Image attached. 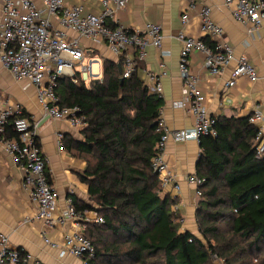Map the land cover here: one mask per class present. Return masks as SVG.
I'll return each instance as SVG.
<instances>
[{"label":"trees","instance_id":"trees-1","mask_svg":"<svg viewBox=\"0 0 264 264\" xmlns=\"http://www.w3.org/2000/svg\"><path fill=\"white\" fill-rule=\"evenodd\" d=\"M122 64V56L105 58L102 80L90 84L57 80L60 105H79L87 119L81 137L65 135L61 145L86 162L80 178L93 204L74 198L77 210L93 209L104 220L85 230L96 249L88 264H210L212 255L235 264L256 254L263 255L264 264V154L257 155L258 126L248 117L220 116L217 136L200 140L196 172L205 182L195 218L203 241L181 229V216L173 210L177 198L163 194L151 164L164 98L148 88L141 65L123 78ZM21 116L29 119L23 109ZM2 136L15 132L8 126Z\"/></svg>","mask_w":264,"mask_h":264},{"label":"built area","instance_id":"built-area-1","mask_svg":"<svg viewBox=\"0 0 264 264\" xmlns=\"http://www.w3.org/2000/svg\"><path fill=\"white\" fill-rule=\"evenodd\" d=\"M129 0H102L98 13L83 15L81 5H70L66 0H43L38 6L35 0H2L0 17V63L18 80L25 79L37 90V99L45 115L55 120H65L76 131L87 125V119L79 105H60L57 95V80L68 77L74 83L82 79L87 84L102 77V62L86 55L80 47L81 39H88L96 45L107 46L116 56L123 57L122 77H130L141 61L148 55L150 46L162 50L164 33L158 23H147L143 29H127L117 24L118 12L124 9ZM231 7L234 20L242 23L249 35L258 33L264 26V0H225ZM198 9V10H197ZM197 10L201 20L203 37H196L180 31L178 38L182 43L179 72L184 82L182 101L177 103L194 118L190 128L168 127L160 117L157 131L160 138L156 154L151 159L153 169L159 174L162 189L172 185L180 190L176 172L165 159L169 142L195 140L200 144L203 136H217L216 117L212 116L205 103L206 97L200 88V78L193 72L188 58L195 50L204 54V66L213 75L221 74L232 66L228 87L235 86L237 79L246 77L251 82L260 79V74L246 56H236L235 49L225 38L224 29L212 17V7L198 8L191 4L182 15L183 23L189 19V12ZM56 18L62 29L55 28L52 19ZM68 30L76 33L69 36ZM211 40V44L204 41ZM169 55L162 50V56ZM95 64L98 71H95ZM168 75L165 69L147 73L146 85L160 95L163 94L162 79ZM20 104L9 105L0 87V145L23 171V186L29 192L31 201L37 205V217L42 220V237L49 246L60 249V256L67 254L82 259V264L96 255V249L82 230L87 221L84 213L78 211L73 196H67L66 208L59 210L58 191L50 179L47 158L42 151L37 135V124L21 116ZM248 121L258 126L257 155L264 154V113L256 110ZM10 126L15 136H2ZM195 186L196 195L202 196L200 189L205 178L197 172L187 177ZM177 204L173 210L177 211ZM182 221V219H180ZM96 223L104 222L96 216ZM73 223L76 230L67 232L62 242L50 238L51 230L59 225ZM43 264L24 251L21 255L9 243V237L0 235V264Z\"/></svg>","mask_w":264,"mask_h":264},{"label":"crops","instance_id":"crops-1","mask_svg":"<svg viewBox=\"0 0 264 264\" xmlns=\"http://www.w3.org/2000/svg\"><path fill=\"white\" fill-rule=\"evenodd\" d=\"M35 1L38 6L43 5V0ZM1 3L2 0L0 8ZM66 3L81 5L83 15L98 13L103 7L102 0H66ZM191 4L198 8L205 5L212 7V17L224 29L225 38L234 47L236 56H246L260 74L256 82L240 77L235 86L228 87L233 65L225 68L221 74L213 75L204 66V54L197 50L192 52L188 58L189 67L200 78V88L205 94L210 114L214 117L245 118L256 110L264 113V26L258 33L249 35L247 28L233 19L231 7L225 4V0H129L127 6L118 12L117 24L132 30L143 29L147 23H158L163 29L162 50L168 51L169 55L162 56L161 49L150 46L146 59L139 63V73L146 82L149 72L162 69L168 72L162 79L165 103L161 108V117L165 124L175 129L190 128L194 124L193 116L177 105L184 97V82L179 72L182 43L178 35L184 31L188 35L204 36L197 15L198 9L189 12L186 23L182 21V15ZM52 22L55 28L62 29L56 18ZM67 32L69 36H76L70 30ZM80 47L86 55L101 62L105 58L117 60L107 46L96 45L88 39L82 38ZM0 87L5 102L9 105L20 104L30 121L37 124L38 142L47 158L50 179L58 191L59 210L66 208L67 196H73L86 205L93 204L88 186L80 178L86 162L72 156L61 145L63 136L80 138L81 133L74 130L67 121L45 115L37 99L36 87L28 80L16 79L1 63ZM200 151V145L195 140L179 143L171 141L165 150V159L176 172L181 188L176 190L169 185L163 189V194L177 198V212L182 219L180 227L194 233L195 211L200 197L196 195L195 186L187 177L196 172ZM84 212L87 221L82 223V230L85 232L90 224L95 223L97 213L93 209ZM37 213V205L31 201L29 192L23 186V171L0 145V235H7L12 247L22 249L43 264H82L81 258L71 254L60 256V249L45 243L41 234L43 222ZM75 230L73 223L59 225L51 230L50 238L62 242L65 233Z\"/></svg>","mask_w":264,"mask_h":264},{"label":"rangeland","instance_id":"rangeland-1","mask_svg":"<svg viewBox=\"0 0 264 264\" xmlns=\"http://www.w3.org/2000/svg\"><path fill=\"white\" fill-rule=\"evenodd\" d=\"M94 69H95L96 71H98V66L95 65V66H94ZM102 77H103V76H102ZM102 77H101L99 80H102ZM196 223H197V221H196ZM195 233H196V236H197L198 238H200V239H202V240L204 241L203 237L200 235V233H199L198 230H197V224H196V232H195ZM263 248H264V246H263ZM254 256H255V257H253L252 259H250V258H248V259H246V260L241 259L240 261L236 262L235 264H262L263 255L256 254V255H254ZM209 263H210V264H225V263H224V260L218 258V257L215 256V255H212V256L210 257Z\"/></svg>","mask_w":264,"mask_h":264},{"label":"water","instance_id":"water-1","mask_svg":"<svg viewBox=\"0 0 264 264\" xmlns=\"http://www.w3.org/2000/svg\"><path fill=\"white\" fill-rule=\"evenodd\" d=\"M119 72H120V74L122 73V67H121V65H119ZM121 80H123V78H121Z\"/></svg>","mask_w":264,"mask_h":264}]
</instances>
